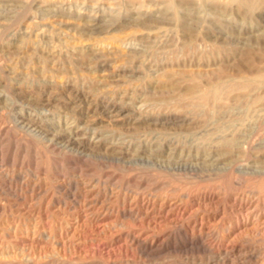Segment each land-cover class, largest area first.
<instances>
[{"label": "rangeland", "instance_id": "obj_1", "mask_svg": "<svg viewBox=\"0 0 264 264\" xmlns=\"http://www.w3.org/2000/svg\"><path fill=\"white\" fill-rule=\"evenodd\" d=\"M173 4L0 0V264H264V5Z\"/></svg>", "mask_w": 264, "mask_h": 264}, {"label": "bare ground", "instance_id": "obj_2", "mask_svg": "<svg viewBox=\"0 0 264 264\" xmlns=\"http://www.w3.org/2000/svg\"><path fill=\"white\" fill-rule=\"evenodd\" d=\"M168 1V5L172 7V4L176 1V4L179 5V1H185V0H167ZM189 1V0H188ZM230 4L233 6H237L236 8H241L244 10H246L247 12H255L256 10H258L262 5H264V0H229ZM197 3L200 4H209L212 7H215L217 11L221 12V11H226L227 9H229V3L227 4L226 0H196ZM184 3V2H183ZM174 5V4H173ZM231 6V7H233ZM170 9V8H169ZM233 9V8H232ZM235 9V8H234ZM228 11V10H227ZM245 12V11H244ZM254 15V14H253ZM173 17V16H172ZM97 18V16H96ZM141 20V19H140ZM146 21V20H145ZM145 21H143L142 23H146ZM182 21L185 22V19H182ZM219 23H222L221 20L218 18L217 20ZM138 22V19H137ZM186 24L191 26V23L186 22ZM188 29H190V27L188 26ZM264 36V34H263ZM256 85V83H246L245 84V88H253ZM220 86V85H219ZM214 87V86H213ZM226 87V86H225ZM229 87V86H228ZM226 87V88H228ZM211 88V87H210ZM229 90V89H228ZM226 89L224 87H214L211 90L209 89L207 93V99L208 101H213V102H218L221 101L224 97H225V92ZM250 91V89H249ZM206 96V94H205ZM258 96V95H257ZM260 97V96H258ZM263 97V96H262ZM206 102V101H205ZM60 136V135H59ZM62 136V135H61ZM60 138V137H59ZM230 142V141H229ZM227 143V142H226ZM232 145V144H231Z\"/></svg>", "mask_w": 264, "mask_h": 264}]
</instances>
